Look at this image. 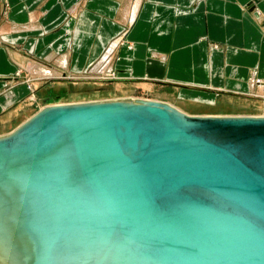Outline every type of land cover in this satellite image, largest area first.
<instances>
[{
  "label": "water",
  "instance_id": "obj_1",
  "mask_svg": "<svg viewBox=\"0 0 264 264\" xmlns=\"http://www.w3.org/2000/svg\"><path fill=\"white\" fill-rule=\"evenodd\" d=\"M0 264H264V116L42 107L0 135Z\"/></svg>",
  "mask_w": 264,
  "mask_h": 264
},
{
  "label": "crops",
  "instance_id": "obj_2",
  "mask_svg": "<svg viewBox=\"0 0 264 264\" xmlns=\"http://www.w3.org/2000/svg\"><path fill=\"white\" fill-rule=\"evenodd\" d=\"M0 38V115L29 94L20 82L4 91L18 69L78 75L114 50L125 76L183 101L215 105L264 80V0H0Z\"/></svg>",
  "mask_w": 264,
  "mask_h": 264
},
{
  "label": "rangeland",
  "instance_id": "obj_3",
  "mask_svg": "<svg viewBox=\"0 0 264 264\" xmlns=\"http://www.w3.org/2000/svg\"><path fill=\"white\" fill-rule=\"evenodd\" d=\"M0 42L5 41L0 38ZM116 43L115 46L122 45L123 41ZM127 48L131 50V44H128ZM114 51L110 52L103 61L96 63L89 71L78 75H63L59 78L52 75L50 71H44L45 75L38 79L37 75H31L26 68L18 69L12 79L7 81L4 91L20 82L28 84L29 94L0 115V133L10 132L47 105L125 97L166 102L190 115L264 116V83H259L264 82L263 79L258 80L251 77L250 84L255 86L250 93L235 91L218 93L219 97L215 105L183 101L176 97V88L172 85L150 82L146 78L125 76L124 72L117 70L116 63L120 61V58ZM98 65L101 67L97 68Z\"/></svg>",
  "mask_w": 264,
  "mask_h": 264
},
{
  "label": "bare ground",
  "instance_id": "obj_4",
  "mask_svg": "<svg viewBox=\"0 0 264 264\" xmlns=\"http://www.w3.org/2000/svg\"><path fill=\"white\" fill-rule=\"evenodd\" d=\"M31 67V66H30ZM252 82H253V80H252ZM258 82V81H257ZM259 83H264L263 81L262 82H259ZM251 86H250V90H252L253 89V87L255 86L254 84H250ZM173 106V105H172ZM175 107V106H174ZM178 109V108H177ZM180 110V109H179ZM182 111V110H181ZM184 112V111H183ZM186 113V112H185Z\"/></svg>",
  "mask_w": 264,
  "mask_h": 264
}]
</instances>
